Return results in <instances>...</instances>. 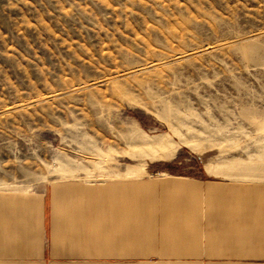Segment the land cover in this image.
<instances>
[{"label":"rangeland","instance_id":"rangeland-1","mask_svg":"<svg viewBox=\"0 0 264 264\" xmlns=\"http://www.w3.org/2000/svg\"><path fill=\"white\" fill-rule=\"evenodd\" d=\"M173 176L264 185V0H0V195Z\"/></svg>","mask_w":264,"mask_h":264},{"label":"crops","instance_id":"crops-1","mask_svg":"<svg viewBox=\"0 0 264 264\" xmlns=\"http://www.w3.org/2000/svg\"><path fill=\"white\" fill-rule=\"evenodd\" d=\"M0 264H264V185L173 176L0 195Z\"/></svg>","mask_w":264,"mask_h":264},{"label":"bare ground","instance_id":"bare-ground-1","mask_svg":"<svg viewBox=\"0 0 264 264\" xmlns=\"http://www.w3.org/2000/svg\"><path fill=\"white\" fill-rule=\"evenodd\" d=\"M152 155H153V154H152ZM155 155H156V154H155ZM158 155H160V154H158ZM153 156H154V155H153ZM153 156H152V157H153ZM155 157H157V156H155ZM159 157H160V156H159ZM162 158H163V157H162Z\"/></svg>","mask_w":264,"mask_h":264}]
</instances>
